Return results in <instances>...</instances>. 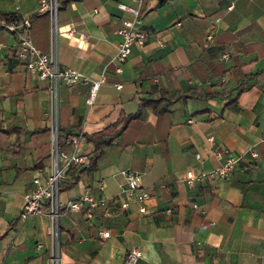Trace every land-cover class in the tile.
Returning a JSON list of instances; mask_svg holds the SVG:
<instances>
[{"label":"crops","instance_id":"crops-1","mask_svg":"<svg viewBox=\"0 0 264 264\" xmlns=\"http://www.w3.org/2000/svg\"><path fill=\"white\" fill-rule=\"evenodd\" d=\"M119 3L134 6V0H60L51 33L37 0H0V12L28 19L38 50L52 45L59 67L105 78L90 105L88 85L81 83L59 84L53 98L49 82L16 61L15 36L0 31V264H51L48 218L18 215L31 177L48 165L46 159L44 167L29 169L49 142L38 131L49 130L52 108L56 126L57 120L79 126L85 154L87 136L135 112L140 98L164 93L172 100L166 111L146 110L143 121L130 122L88 178L59 192L61 201L76 199L101 183L102 194L112 198L125 169L150 193L145 212L133 201L121 212L116 200L108 217L61 216L57 264H123L132 247L142 254L136 264H264V0H142L140 29L147 39L131 47L116 74L108 63L115 29L129 17ZM209 28L214 39L207 46ZM154 35L163 47L154 45ZM223 49L227 62L218 59ZM218 76L225 88L215 86ZM209 90L223 95H205ZM219 150L239 157L230 176L187 188L184 172L217 167L222 159L213 152ZM98 228L109 236L97 237Z\"/></svg>","mask_w":264,"mask_h":264},{"label":"built area","instance_id":"built-area-1","mask_svg":"<svg viewBox=\"0 0 264 264\" xmlns=\"http://www.w3.org/2000/svg\"><path fill=\"white\" fill-rule=\"evenodd\" d=\"M142 0H134V6L130 7L124 3H119L117 7L129 14L128 18L123 19L120 25L115 29L117 41L114 47V53L108 63L112 64L116 74L121 73V65L130 53L133 45L142 47L147 39V32L140 29V6ZM38 12H44L47 15L50 31L55 32L56 26V0H37ZM29 21L27 18L21 19L18 25L8 23L4 28L15 36V59L22 64L24 70L39 80H47L51 86L50 95L53 98L56 95V89L59 84L72 86L76 83L88 85V92L85 103L90 105L94 94L101 83L104 82V74L101 73L97 79H88L78 71L69 67H59L56 62L55 52L52 45L49 51L44 53L38 50L31 42L28 34ZM72 28L67 29L68 34H73ZM84 38V34L79 35ZM213 30L209 28L204 34V41L207 46L213 44ZM153 43L157 47H163L164 43L159 36H153ZM218 59L221 62H227L229 53L227 50L218 52ZM116 89L120 88L118 83L114 84ZM51 115L49 122V149L48 165L44 172L35 173L30 179V188L22 196V204L19 211V219H24L34 214H43L48 218V233L52 239L50 250V260L57 264V230L58 220L61 216L68 214H80L86 220H92L96 217H108L110 209L119 200L118 210L124 211L130 201L137 205L140 213L145 212V203L150 197V193L140 187L137 183L134 173L128 170H120L118 173L122 177V185L119 192L112 198H107L102 194V185L98 183L97 191L91 193L84 191L78 198L60 201L58 186L61 180L66 176L67 170L71 166L80 167L86 164L87 158L79 152L82 131L77 135L68 137L69 148L66 151L57 149V131L55 118ZM190 122V120H188ZM211 140V138H208ZM217 158H221V163L205 172L194 173L191 170L184 172V184L187 188H193L194 185L201 181H212L227 179L239 162V157L228 154L225 150L213 152ZM255 157V153H251ZM199 160V156L195 154ZM123 197V199H122ZM191 207L197 209L196 203L192 202ZM167 213L170 210H166ZM203 212V211H202ZM96 236L107 238L109 231L98 228ZM141 251L135 247L127 250L123 256V264H136L141 258Z\"/></svg>","mask_w":264,"mask_h":264},{"label":"trees","instance_id":"trees-1","mask_svg":"<svg viewBox=\"0 0 264 264\" xmlns=\"http://www.w3.org/2000/svg\"><path fill=\"white\" fill-rule=\"evenodd\" d=\"M59 5L60 0H56L57 9ZM44 15H46V13H44ZM20 22L21 18L18 13L0 12V31H7L4 28L5 24L13 23L15 25H18ZM222 72L223 71H221L220 74ZM219 77L220 76H218L215 80V86H221L222 88H225V84L220 81ZM212 86L213 85H211L210 87L212 88ZM240 88L241 86L239 87V89ZM194 90L198 89L195 88L193 90H189L187 93L182 94V97H190L192 91ZM205 95L217 96L223 94L209 90L208 93H206ZM171 102L172 100L169 99V96L166 95V93L161 94L159 98L152 97L151 94H149L148 96H145L138 100L137 109L135 112L120 117L115 123L104 127L103 129L91 134L90 136H87L86 139L90 143V149L84 154L87 158L86 164L81 165L80 167L71 166L66 172L68 178L59 183L58 191L61 192L73 186L80 178H88L92 171L96 168L97 163L105 156L106 149L112 144L113 140L116 137L122 134V132L126 129L130 122L143 121L146 110H150L157 114L162 113L167 110V105ZM56 131L58 151H66L69 148L68 137L77 135L80 132V128L79 126L74 125L62 126L60 121L57 120ZM1 132L4 133V130H2ZM38 132L46 136V138L49 137V130L47 127L39 129ZM33 149H35L34 146ZM48 149L49 144H46L45 150L41 151V153L40 151L36 152V158L32 160L29 169H37L40 167H44V161L48 159ZM58 244L60 245V236L58 237Z\"/></svg>","mask_w":264,"mask_h":264},{"label":"rangeland","instance_id":"rangeland-1","mask_svg":"<svg viewBox=\"0 0 264 264\" xmlns=\"http://www.w3.org/2000/svg\"><path fill=\"white\" fill-rule=\"evenodd\" d=\"M50 115H53V108H52V111H50ZM59 200H60V193H59ZM51 264H55L54 261H52Z\"/></svg>","mask_w":264,"mask_h":264}]
</instances>
